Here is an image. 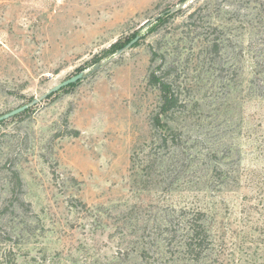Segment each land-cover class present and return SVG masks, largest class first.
I'll use <instances>...</instances> for the list:
<instances>
[{"label":"rangeland","instance_id":"374dc122","mask_svg":"<svg viewBox=\"0 0 264 264\" xmlns=\"http://www.w3.org/2000/svg\"><path fill=\"white\" fill-rule=\"evenodd\" d=\"M183 1L0 0V115L85 71L0 121V264H166L196 209L211 249L173 264H264V0ZM152 71L182 102L168 146Z\"/></svg>","mask_w":264,"mask_h":264},{"label":"trees","instance_id":"16d2710c","mask_svg":"<svg viewBox=\"0 0 264 264\" xmlns=\"http://www.w3.org/2000/svg\"><path fill=\"white\" fill-rule=\"evenodd\" d=\"M222 27H224L223 24L217 23L213 24L212 28L215 32H223ZM223 45V40L221 41V39L214 37L211 41L209 40V45L207 43L205 47L209 48L211 52L219 54ZM108 55L109 54H104L103 57H107ZM100 59H97L94 63H98ZM148 79L151 85H155L158 88L160 94L159 110L151 118L152 125L157 129L161 124L159 137L161 143L168 146V142L175 139L176 131L169 126L167 121L161 123L160 117L162 115L168 117V114L179 110V107L182 106V102L179 101V98L172 91L171 83L164 80L160 75H157L155 71L150 73ZM157 131L159 130L157 129ZM69 133H74V135H76L77 131L73 130V132L70 131ZM230 173L232 175V179H236L237 182L241 181L239 175H234L233 172ZM224 174L227 176L228 173L226 172ZM9 177L12 182V193L14 198L18 200L17 193L22 190L21 177L19 176L17 170L11 167H9ZM261 183L264 184V182ZM10 203L12 205L14 204L12 200H10ZM205 221L206 213L198 209L188 211L187 213L183 212L180 216L177 215V219L170 218L168 223L163 224V247L158 251L160 255L158 259L166 264H173V262H178L179 259H183V261L190 260L192 262L200 261L206 255V252L211 249V234L205 224ZM166 258L170 260L167 261Z\"/></svg>","mask_w":264,"mask_h":264},{"label":"water","instance_id":"95a60500","mask_svg":"<svg viewBox=\"0 0 264 264\" xmlns=\"http://www.w3.org/2000/svg\"><path fill=\"white\" fill-rule=\"evenodd\" d=\"M192 1H194V0H184L180 4L175 5L172 8H170L168 10V13H172V12L178 11L181 8H184L188 4H190ZM139 37H140L139 35H135L125 45H123L121 48L117 49L115 51V53L109 59L117 57V56L121 55L122 53H124L129 48H131L138 41ZM97 67H99V64L95 65V68H97ZM84 75H85V71L81 70L78 73L70 76L69 78H67V79L55 84L54 86H52L48 90H46L44 93H42L39 96L33 98L29 102H27L25 104H22V105L18 106L17 108H14V109H12V110L0 115V121L6 120V119H8L10 117H13L15 115H18V114L24 112L28 108L36 105L37 103L41 102L42 100H44L48 96L52 95L53 93L59 91L63 87H66V86H68V85H70L72 83H75V82L79 81L80 79H82L84 77Z\"/></svg>","mask_w":264,"mask_h":264}]
</instances>
